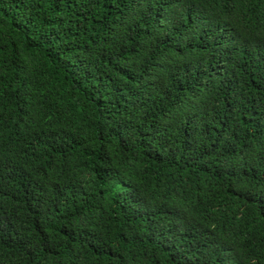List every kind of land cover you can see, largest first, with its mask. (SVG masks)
Listing matches in <instances>:
<instances>
[{
  "label": "trees",
  "instance_id": "trees-1",
  "mask_svg": "<svg viewBox=\"0 0 264 264\" xmlns=\"http://www.w3.org/2000/svg\"><path fill=\"white\" fill-rule=\"evenodd\" d=\"M0 264H264V0H0Z\"/></svg>",
  "mask_w": 264,
  "mask_h": 264
}]
</instances>
